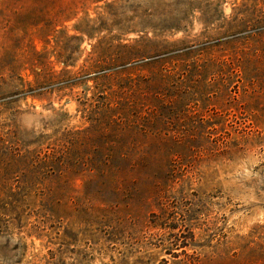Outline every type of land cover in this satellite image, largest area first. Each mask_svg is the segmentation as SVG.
I'll return each instance as SVG.
<instances>
[{
	"label": "rangeland",
	"instance_id": "obj_1",
	"mask_svg": "<svg viewBox=\"0 0 264 264\" xmlns=\"http://www.w3.org/2000/svg\"><path fill=\"white\" fill-rule=\"evenodd\" d=\"M0 264H264V0H0Z\"/></svg>",
	"mask_w": 264,
	"mask_h": 264
}]
</instances>
